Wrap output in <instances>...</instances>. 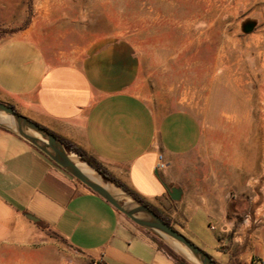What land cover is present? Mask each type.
Here are the masks:
<instances>
[{
	"label": "crops",
	"instance_id": "1",
	"mask_svg": "<svg viewBox=\"0 0 264 264\" xmlns=\"http://www.w3.org/2000/svg\"><path fill=\"white\" fill-rule=\"evenodd\" d=\"M142 67L134 45L114 36L69 56L48 55L22 32L0 43V102L82 149L181 234L205 221L219 264H264V202L244 179V156L235 154L232 174L223 173L214 125L148 97ZM42 227L90 263L141 264L132 242L125 248L133 238L174 264L102 198L0 127V244L24 243Z\"/></svg>",
	"mask_w": 264,
	"mask_h": 264
},
{
	"label": "rangeland",
	"instance_id": "2",
	"mask_svg": "<svg viewBox=\"0 0 264 264\" xmlns=\"http://www.w3.org/2000/svg\"><path fill=\"white\" fill-rule=\"evenodd\" d=\"M22 32L48 55L76 56L105 36L131 42L142 57L144 93L211 122L222 172L231 175L232 157L243 155L244 179L261 188L264 202V0H0V43ZM210 157L216 166L217 156ZM259 213L264 218V207ZM42 230L24 243L0 244V264H90ZM184 236L219 258L205 221ZM130 242L141 264H173L133 238L125 248Z\"/></svg>",
	"mask_w": 264,
	"mask_h": 264
},
{
	"label": "water",
	"instance_id": "3",
	"mask_svg": "<svg viewBox=\"0 0 264 264\" xmlns=\"http://www.w3.org/2000/svg\"><path fill=\"white\" fill-rule=\"evenodd\" d=\"M0 127L12 131L36 147L76 181L102 198L132 223L151 233L188 264H217L204 250L164 222L145 204L92 167L58 138L2 102H0ZM77 162L84 164L95 178L85 173Z\"/></svg>",
	"mask_w": 264,
	"mask_h": 264
},
{
	"label": "trees",
	"instance_id": "4",
	"mask_svg": "<svg viewBox=\"0 0 264 264\" xmlns=\"http://www.w3.org/2000/svg\"><path fill=\"white\" fill-rule=\"evenodd\" d=\"M13 108V107H12ZM46 130V129H45ZM48 131V130H46ZM49 132V131H48ZM51 133V132H49ZM52 135H54L53 133H51ZM56 138H58L61 142H63L66 146H68L70 149H72L74 152H76L78 155H80L81 157H83L92 167H94L96 170L100 171L102 174H104L105 176H107L110 180H112L114 183H116L118 186L122 187L124 190H126L128 193H130L132 196H134L137 200H139L140 202H142L143 204H145L148 208H150L155 214H157L164 222H166L167 224L170 225L169 220L162 215L159 211H157L155 208H153L151 205H149L148 203H146L145 201H143L138 195L134 194L133 192H131L127 187H125L122 183H120L118 180H116L115 178H113L104 168H102L94 159L90 158L89 156H87V154L80 149L79 147H77L76 145H74L73 143L62 139L56 135H54ZM40 153H42L40 151ZM43 154V153H42ZM44 155V154H43ZM45 156V155H44ZM50 160V159H49ZM51 161V160H50ZM78 182V181H77ZM80 183V182H78ZM81 184V183H80ZM120 214V213H119ZM121 215V214H120ZM152 240V242L155 243L156 248L158 251L164 253L165 255H167L168 257H170L172 259V261L174 262V264H187L185 263L182 259H180L178 256H176L174 253H172L171 251L167 250L166 248H164L163 244L161 241H158L157 239L154 238H150ZM210 256V255H209ZM211 257V256H210ZM212 258V257H211ZM213 259V258H212ZM214 260V259H213ZM216 262V260H214ZM217 263V262H216ZM219 264V263H217Z\"/></svg>",
	"mask_w": 264,
	"mask_h": 264
},
{
	"label": "built area",
	"instance_id": "5",
	"mask_svg": "<svg viewBox=\"0 0 264 264\" xmlns=\"http://www.w3.org/2000/svg\"><path fill=\"white\" fill-rule=\"evenodd\" d=\"M166 167V164L164 162L163 159V155L162 154H158L157 155V164H156V168L158 170H163ZM90 264H100V262L98 260H92ZM254 264H262L260 262H255Z\"/></svg>",
	"mask_w": 264,
	"mask_h": 264
},
{
	"label": "bare ground",
	"instance_id": "6",
	"mask_svg": "<svg viewBox=\"0 0 264 264\" xmlns=\"http://www.w3.org/2000/svg\"><path fill=\"white\" fill-rule=\"evenodd\" d=\"M218 86V85H217ZM219 93V92H218ZM221 93V92H220ZM259 93V92H258ZM259 95H260V93H259ZM259 98V97H258ZM228 103V102H227ZM231 105V104H230ZM229 105V106H230ZM227 106V105H226ZM264 109V108H263ZM263 152H264V150H263ZM77 164H78V166L85 172V173H87L90 177H92V178H95L94 176H93V174H92V172L84 165V164H80V163H78L77 162Z\"/></svg>",
	"mask_w": 264,
	"mask_h": 264
}]
</instances>
